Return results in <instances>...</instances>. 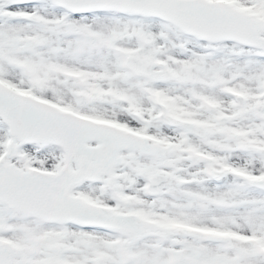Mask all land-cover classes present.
Masks as SVG:
<instances>
[{
    "label": "snow or ice",
    "instance_id": "obj_1",
    "mask_svg": "<svg viewBox=\"0 0 264 264\" xmlns=\"http://www.w3.org/2000/svg\"><path fill=\"white\" fill-rule=\"evenodd\" d=\"M0 264H264V0H0Z\"/></svg>",
    "mask_w": 264,
    "mask_h": 264
}]
</instances>
